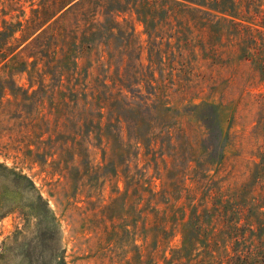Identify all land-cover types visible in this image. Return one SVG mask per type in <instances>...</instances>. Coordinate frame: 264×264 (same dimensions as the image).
<instances>
[{
	"label": "trees",
	"instance_id": "1",
	"mask_svg": "<svg viewBox=\"0 0 264 264\" xmlns=\"http://www.w3.org/2000/svg\"><path fill=\"white\" fill-rule=\"evenodd\" d=\"M0 7V115L16 118L18 131L26 136L38 118L51 126L54 117L60 127L62 114L78 116V121L96 114L99 130L94 137L100 143L106 138L118 144L128 161L127 177L135 178L131 162L143 146L156 158L164 157L169 146L178 150L181 144L193 155L175 106L163 98V82L174 84L184 78L179 75L187 71L185 56L195 54L198 45L203 48V61L223 64L234 61L237 53L238 60L250 62L264 81V0H0ZM17 8L21 13L15 19L12 11ZM135 21L144 24L146 45ZM156 63H160L159 75L153 67ZM165 66L171 69L165 71ZM24 75L27 85L20 82ZM142 82L156 95L154 99L142 93ZM46 99L51 105L48 111ZM203 106L207 134L211 128L208 145H203V155L194 158L185 159L180 152L183 159L175 165L178 170L191 168L207 192L199 202L188 195L182 201V194L173 201L168 186L156 189L153 175L142 174L137 182L142 188L143 242L136 245L141 264H162L161 260L163 264H264V152L255 164L254 187L225 191L216 170H211L222 161L229 134L214 130L216 104L203 101ZM50 130L39 136L47 131L44 141L53 142L55 132ZM76 133L82 135L80 144L91 138V130ZM65 145L59 146L62 151L74 148L73 143ZM41 149L29 150L45 156V162L57 153ZM0 166L17 182V189L29 185L49 210L48 199L29 174L1 162ZM189 187L183 184L180 191ZM176 202L181 203L175 207ZM34 207L39 214L40 204ZM178 232L180 243L169 245ZM65 251L66 247L57 264H68ZM4 257L0 251V259Z\"/></svg>",
	"mask_w": 264,
	"mask_h": 264
},
{
	"label": "rangeland",
	"instance_id": "2",
	"mask_svg": "<svg viewBox=\"0 0 264 264\" xmlns=\"http://www.w3.org/2000/svg\"><path fill=\"white\" fill-rule=\"evenodd\" d=\"M10 8L12 6L8 5L7 10ZM20 13L19 8L12 11L15 19ZM2 18L0 7V24ZM135 24L146 45L148 35L143 31L144 24L139 21ZM147 57L145 48L143 58L146 65ZM233 58L234 61L223 64L211 63V59L203 61V48L198 45L195 54L185 56L189 61L187 71L179 75L184 78H178L181 80H175L174 84L167 80L163 82V98L175 106L180 127L189 134L193 155L187 152L186 145L181 144L178 150L172 146L165 150L173 155L165 152L164 157L156 158L143 146L139 156L131 162L135 178L125 175L128 161L123 159L118 144L114 145L113 140L108 143L106 138L100 143L94 137L99 130L95 126L99 122L96 114L84 116L79 121L73 114H59L60 127L55 126L54 117L51 126L38 118L26 136L18 131L16 118L0 115V162L29 174L49 201L48 210L38 202L37 192L32 187L17 189V182L0 166V251L5 253L0 264H57L64 247L68 264H141L136 245L143 242L139 214L142 188L137 182L142 174L145 173L144 177L153 175L156 189L168 186L173 201L182 194V201L194 196L199 202L207 192L203 181H197L199 177L194 176L191 168L178 170L175 165L183 159L180 152L185 159L194 158L200 153L203 155V145H208L211 128L207 134L203 101L216 104L215 132L222 131L223 136L229 134L224 144V157L211 170H216L218 184H224L227 192L236 188L247 191L253 188L257 175L254 173L255 164L264 152V81L259 79L250 62L238 60L237 53ZM159 65L153 66L156 75L160 72ZM170 69L171 66L164 68L165 71ZM27 81L26 75L20 79L26 85ZM142 86L144 95L152 99L156 97L148 91L145 82ZM260 93L263 96H259ZM132 94L129 91V95ZM45 105L48 111L51 105L47 99ZM36 115L37 112L32 116ZM48 126L55 132L53 142L44 141L49 134L47 131L39 136ZM81 129L91 130V138L85 137L82 144L78 143L83 139L82 135L76 133ZM171 130L175 135L180 134ZM72 143V149L62 151L59 147ZM37 147H45L50 153L56 150L57 153L45 162V156L29 150ZM183 184L190 185L188 191H180ZM181 202H176L175 207ZM36 204H40L39 214L34 209ZM180 214L181 211L177 210V219ZM127 228L132 232L129 233ZM180 239L178 232L169 245H178ZM166 252H169L168 248Z\"/></svg>",
	"mask_w": 264,
	"mask_h": 264
}]
</instances>
